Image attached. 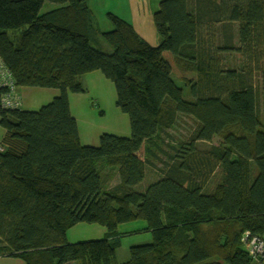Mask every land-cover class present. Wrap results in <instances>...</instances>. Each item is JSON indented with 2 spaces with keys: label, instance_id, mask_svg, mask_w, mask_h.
Masks as SVG:
<instances>
[{
  "label": "trees",
  "instance_id": "trees-1",
  "mask_svg": "<svg viewBox=\"0 0 264 264\" xmlns=\"http://www.w3.org/2000/svg\"><path fill=\"white\" fill-rule=\"evenodd\" d=\"M55 8L40 14L44 2ZM111 47L90 46L87 0H0V59L17 88L56 90L38 111L0 108V258L23 264H260L245 232L264 239V0H160L159 44L106 14ZM172 56L189 100L171 78ZM98 71L115 88L128 137L103 133L82 145L68 94ZM180 117L193 129L169 134ZM217 145L205 150L198 143ZM143 148V158L137 152ZM160 177L136 190L152 161ZM215 182L211 186L212 178ZM116 181L111 184L112 181ZM145 222L151 242L117 263L116 228ZM78 223L105 237L68 243ZM118 236V235H117Z\"/></svg>",
  "mask_w": 264,
  "mask_h": 264
},
{
  "label": "rangeland",
  "instance_id": "rangeland-1",
  "mask_svg": "<svg viewBox=\"0 0 264 264\" xmlns=\"http://www.w3.org/2000/svg\"><path fill=\"white\" fill-rule=\"evenodd\" d=\"M97 1V0H96ZM103 5L105 9L114 8V10H124L125 6H128V2H132V9L136 11L141 26L142 32H151L149 44L151 46H157L159 44V37L157 36L154 24L152 21V12L157 10L159 0H104ZM98 2V1H97ZM96 2V3H97ZM98 4V3H97ZM114 4V5H113ZM139 4L140 8H136ZM143 6H140V5ZM102 5V6H103ZM56 5L45 1L40 9V14L47 12ZM147 8L150 10V15L147 13ZM145 10V13L143 12ZM92 24L96 30L90 35V46L105 53H111V47L104 41L101 36L103 32H109L112 29L110 22L107 20L106 15L102 12V9L92 8ZM128 16V15H126ZM140 26V25H139ZM140 26V27H141ZM162 57L171 65V78L175 85L181 88L183 98L189 100V90L185 85L187 80L193 79L192 73H182L178 70L176 65L173 64L172 56L168 52H163ZM83 82V86L87 92L85 94H68V97H76L73 103L72 112L77 117V126L81 134L83 141H89L95 147L99 144V136L105 132L109 134H116L122 136H129L130 127L126 114L122 113L115 105V88L111 81L107 80L100 72L95 71L88 73L80 78ZM21 98L20 110L35 112L42 106L47 105L55 95L57 91L49 89L39 88H19ZM57 95V93H56ZM82 102L80 103V100ZM257 114L261 120L264 119V108L261 102L260 96L257 99ZM194 122L190 118L180 117L177 124L169 132L174 138L175 142L184 141L189 132L193 129ZM4 130L0 127V141L3 136ZM219 139L213 138L210 143H198L197 148L200 150L207 149L210 145H217ZM137 155L143 158V148H141ZM159 161H152V166H149L145 170V176L143 181L135 187L136 190H143L148 184L154 182L160 177L161 170L163 169V162L166 160L164 156H160ZM214 176L212 178L211 186L216 181ZM116 181H112L113 184ZM146 227L145 222L136 220L130 223L120 224L116 228V239L114 242L117 244L115 252V260L117 263H124L129 260V248L132 246L143 245L151 242V235L144 229ZM107 230L97 224L78 223L71 227L66 232V240L68 243L83 242L86 240H98L105 237ZM118 235V236H117ZM10 262L23 264L20 260L14 258ZM17 261V262H16Z\"/></svg>",
  "mask_w": 264,
  "mask_h": 264
},
{
  "label": "built area",
  "instance_id": "built-area-1",
  "mask_svg": "<svg viewBox=\"0 0 264 264\" xmlns=\"http://www.w3.org/2000/svg\"><path fill=\"white\" fill-rule=\"evenodd\" d=\"M20 107L21 99L17 87L9 70L0 59V108L14 110ZM241 240L249 256L257 263L264 264V239L245 232Z\"/></svg>",
  "mask_w": 264,
  "mask_h": 264
},
{
  "label": "crops",
  "instance_id": "crops-1",
  "mask_svg": "<svg viewBox=\"0 0 264 264\" xmlns=\"http://www.w3.org/2000/svg\"><path fill=\"white\" fill-rule=\"evenodd\" d=\"M88 1V6H89V10H90V12L92 13L93 11H92V8L93 7H96V8H98V6H99V8H101L102 9V12H104L105 13V15L107 14V13H113V14H115V15H117L118 17H120V18H122L123 20H125L126 22H128V23H130L131 24V26L133 27V29L135 30V32L140 36V37H142L146 42H148L149 43V39L152 37H149L150 35H151V32H148V33H144V32H142V26H141V24H140V22H139V20H138V18L136 17V15H137V9H136V11L134 10V9H132V2L130 3V2H128V6H125L124 7V10L123 11H121V10H114V8L112 9V8H110V9H105V5H103V2L105 3V1L104 0H87ZM129 1H131V0H129ZM134 1V0H133ZM160 1V0H159ZM98 4H97V3ZM134 3H137V0H136V2H134ZM159 3V2H158ZM103 5V6H102ZM114 5V4H113ZM140 6H143L142 4L140 5ZM140 8L139 7V4H137V6H136V8ZM154 11H156V9L155 10H153V12ZM143 12L145 13V10L143 9ZM152 12V13H153ZM147 13H148V15H150V10L147 8ZM126 15H128V16H126ZM152 15V14H151ZM141 27H140V26ZM81 84H82V86H83V82H81ZM83 88L85 89V93L87 92V90H86V88L83 86ZM49 90H52V89H49ZM56 90H53V92H55ZM17 93H18V95L20 96V99L22 98V96H21V94H20V92H19V88H17ZM57 94H58V92H56ZM56 93H53V95H55L56 96ZM85 93H83V94H85ZM71 96H76L75 94L74 95H71ZM76 100H78L76 97H68V104H69V109H70V113H71V115L75 118V120H76V123H77V117L74 115V113L72 112V107H73V103L76 101ZM82 102V99L80 100V103ZM22 105V104H21ZM21 108V107H20ZM78 127V126H77ZM103 133H105V132H103ZM102 133V134H103ZM78 134H79V139H80V142H81V144L82 145H90V144H88V143H92V142H89V141H83L82 140V138H81V134H80V132H79V128H78ZM3 135H4V133H3ZM114 135H116V134H114ZM117 136H122V135H117ZM3 137V136H2ZM123 137H128V136H123ZM2 139V138H1ZM91 146H93L92 144H91ZM10 260H12V259H8L7 257H4V258H0V264H19V263H15V262H10ZM15 260H17V259H15ZM17 262V261H16Z\"/></svg>",
  "mask_w": 264,
  "mask_h": 264
}]
</instances>
